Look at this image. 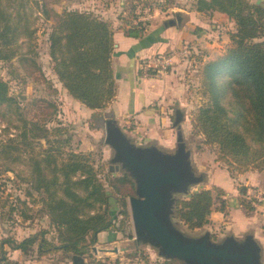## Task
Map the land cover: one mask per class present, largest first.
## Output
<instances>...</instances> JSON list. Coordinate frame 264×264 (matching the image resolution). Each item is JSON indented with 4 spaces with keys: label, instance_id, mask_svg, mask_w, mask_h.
<instances>
[{
    "label": "trees",
    "instance_id": "obj_1",
    "mask_svg": "<svg viewBox=\"0 0 264 264\" xmlns=\"http://www.w3.org/2000/svg\"><path fill=\"white\" fill-rule=\"evenodd\" d=\"M10 3L18 4L16 11L0 9V59L3 60L17 53L20 46L14 42L18 38L30 41L29 38L35 34L30 0H0V8H6ZM196 4L199 11L226 13L234 21L235 30L230 32V45L225 53L206 65L213 97L211 103L197 113L192 132L203 136L205 143L217 144L219 159L231 170L262 171L264 5L250 0H197ZM135 10L134 6L131 12ZM43 12L49 15L46 9ZM54 15L56 25L49 34V42L53 70L58 80L75 100L87 108L97 110L106 107L116 95L112 67L115 42L111 22L91 11L77 9L55 12ZM132 22L133 19H124L125 32L138 37L145 26L141 21L137 24ZM223 77L227 81L221 87ZM13 100L7 81L0 77V105L12 106ZM43 136L49 146L43 149L41 156L38 154V159L33 158L36 183H32L37 190L50 195L48 200L45 198V210L53 232L43 229L22 239L14 236L2 238L0 264H19L8 259L4 250L6 245L26 255L32 254L36 248L37 256L62 250L83 257L96 243L99 232L109 229L123 231L115 223L119 214L123 218L131 216L126 199L129 194L125 189L134 188L135 182L128 173L123 172L114 180L108 179L115 194H120V203H114L113 195L99 177L90 154L65 153L61 146L63 139H50L46 132ZM13 146L16 142L12 139L1 143L0 153ZM59 157L61 159L57 160ZM221 193L219 187L202 189L194 191L187 199L177 200V218L190 229L203 227L214 210L226 211L228 202L222 199ZM166 260L187 264L175 258ZM96 264L104 263L99 261Z\"/></svg>",
    "mask_w": 264,
    "mask_h": 264
},
{
    "label": "rangeland",
    "instance_id": "obj_2",
    "mask_svg": "<svg viewBox=\"0 0 264 264\" xmlns=\"http://www.w3.org/2000/svg\"><path fill=\"white\" fill-rule=\"evenodd\" d=\"M45 1L30 0V6L34 13V17L31 19L35 29L34 36L29 38L30 41L22 37L18 38L14 42V45L20 46L17 53L6 60L0 59V77L7 81L9 95L14 98L12 106L0 105V144L9 139L16 142V146L7 147L0 153V240L8 236L23 238L43 229L53 232L45 210V198L47 197L48 200L50 195L44 190H37L32 183V181L36 183V175L33 173V169H35L33 158L38 159V154L41 156L43 149L49 146L43 136L45 132L50 139L64 140L61 146L66 151L65 153L90 154L99 177L108 192L113 195L114 203H120L118 200L120 194H115L116 192L110 186L108 179L114 180L125 171L121 162L115 160V149L106 142L108 120L112 121L111 128L121 129L138 148L156 147L165 157L174 155L178 151V135L183 136L186 149L190 152L188 161L191 171L195 176L201 177V180L191 184L187 192H172L174 204L169 221L177 232L192 239L209 234L210 241L215 243H221L230 236L239 242L248 235L254 237L251 230L233 231L229 223L230 219L226 214L219 221V225L212 229L205 225L197 230L190 229L177 218L175 213L177 200L187 199L194 191L219 187L222 191V199H226L228 202L226 209L230 205L233 207L236 201L238 208L242 209V214L255 216L253 219L256 222L259 221V226L262 229L260 231L264 234V170H262L263 173L260 171V180H254V183L248 181L249 179L243 177L246 171L231 170L224 161L219 159L217 144L205 143L203 136L194 132L191 134L189 131L193 129L192 123L199 110L212 101L213 94L208 84L206 65L209 61L217 59L218 56L225 53L230 45L227 41L229 33L235 30L234 21L228 15L216 16L215 11H206L207 13L203 14L206 26L199 30H203L204 39L195 45L196 47L189 46L187 50H191L184 57L179 55L175 58L187 61V64L181 67L180 83L184 89L183 94L180 99L169 105L172 119L169 127L173 130V137L176 138V141L169 147L168 144L167 146L161 145L157 143L156 139L147 138L148 135H146V140L139 144L129 133L136 127L134 119H131L124 127L122 123L115 121L104 111L95 110L92 112L75 100L65 88L57 86L49 42V34L52 27L56 25L54 13L77 9L91 11L98 15L99 13L94 9L99 8L96 2L99 0H92V2L86 0ZM196 1L129 0L125 5H121L120 1V15L123 14L122 8L127 7L128 13L125 16L122 15L124 19H133L139 23V15L145 16L144 10H146V19L143 21L149 25L153 23L162 25L164 19L177 22V16L174 11L163 15L161 10L175 9L177 12L194 10L197 9ZM261 3L264 5V0H261ZM134 6L138 12H131ZM17 7V3H10L6 8L0 9L14 12ZM43 9H46L49 15H44ZM154 9L157 10L156 13ZM178 17L182 22L183 16L178 15ZM187 44L184 43L185 46ZM182 50L179 48L177 51ZM225 81H227L225 77L220 80L221 87ZM176 110H180L182 119L174 126ZM233 111L234 108L232 113ZM160 130H165V128L160 126ZM60 159L59 157L57 160ZM56 165L59 167L58 163ZM215 176L218 178L215 179ZM213 183L224 187L212 186ZM125 192L129 194L126 197L129 203L130 197L136 195V185L134 188H126ZM239 202H243V205ZM217 205L221 207L220 203ZM117 209H119L118 205ZM123 219L125 221L121 222ZM115 223L116 227L123 228L119 244L112 243V241L104 242L98 246V249L109 248L112 250L116 247L119 252L115 253L111 250L107 253H103L102 250L94 252L91 250V246L84 255L88 264H96L99 261L104 264H134L139 260L144 264H182L178 261L167 262V257L162 254L159 246L138 241L131 216L123 218L119 214ZM257 243L261 248L260 262L264 264V247L259 241Z\"/></svg>",
    "mask_w": 264,
    "mask_h": 264
},
{
    "label": "crops",
    "instance_id": "obj_3",
    "mask_svg": "<svg viewBox=\"0 0 264 264\" xmlns=\"http://www.w3.org/2000/svg\"><path fill=\"white\" fill-rule=\"evenodd\" d=\"M86 1L92 2V0ZM99 1H96L99 8L94 9V11L98 12V15H101L100 17L110 21L114 28L115 43L112 55V67L116 81V95L106 107L97 109V111L106 112L114 118L115 121L122 123L124 127L131 119H134L136 127L130 130L129 133L135 142L139 144L145 141V136L148 135L147 138L156 139L157 143L163 144L164 146L168 144L170 147L171 144H174L173 142L176 141V138L173 137V130L169 127V124L172 122L170 116L171 108H169V105L180 99L183 94L184 89L181 87L180 83L182 74L181 67L187 64V61H180L177 58L174 68L169 70V72H172L168 75L148 77L143 73L142 59L154 56L158 53L168 54L177 51L179 48L185 49L189 46L193 48V46L199 44L204 39L203 30H199V28L204 29L206 26L203 14L207 12L205 13L198 9L182 10V12H177L175 9L161 10L160 12L163 15H168V13L174 11L177 16V22L173 20L166 21V19H164L165 21L162 25H157V23L149 25L146 21L142 20L141 22H143L145 29L140 36L136 37L128 35L125 32V24L123 23L124 17L122 15L125 16L128 13L127 7L125 9L122 8L123 14L120 15V1L121 5H125L128 4L129 0ZM250 1L253 3H261V0ZM154 11L156 13L157 10L154 9ZM135 12L138 11L135 10ZM215 14L216 16L227 15L220 11H215ZM178 15L183 16V19L181 18L182 22H180V17H178ZM151 16L153 17V15ZM132 24H137V21L133 20ZM227 41L229 44L230 36H228ZM184 43L192 45L187 44L185 46ZM55 76L57 78V75ZM59 85L62 86V83L57 78V86ZM89 110L95 112L93 109ZM160 126H163L165 130H160ZM174 126L176 125L174 124ZM189 131L192 134V129ZM261 172L263 173V171ZM260 174V171L248 170L243 174V177L254 183V180L257 181L261 179ZM217 176H215V179L218 178ZM213 185L224 187L217 183H213L212 186ZM236 203L235 201V205L233 207L230 205L224 212L214 210L210 214L209 222L205 226H209L210 229L217 227L219 221L222 220L226 214L228 219H230L229 223L233 231H253L254 239L259 241L264 247V234L260 231L262 229L259 226V221L256 222V220L253 219L255 218L254 215L246 216L242 214V209H240V207L238 208ZM128 208L130 211L129 203ZM121 232V230L117 229L99 232L97 234V241L92 245L91 250L94 252H101L102 250L103 253H107L111 249H98V246L104 242L111 241L112 243L119 244ZM16 238L22 239L19 237ZM114 249L111 251L115 253L119 252L118 248H116L118 251H114ZM4 250L7 252L8 259L19 264H74L73 258L75 255L62 250L50 252L43 256H37L36 248L32 254L27 255L20 250H11L7 245L4 247ZM82 258L84 259V264H88L84 256Z\"/></svg>",
    "mask_w": 264,
    "mask_h": 264
},
{
    "label": "water",
    "instance_id": "obj_4",
    "mask_svg": "<svg viewBox=\"0 0 264 264\" xmlns=\"http://www.w3.org/2000/svg\"><path fill=\"white\" fill-rule=\"evenodd\" d=\"M181 119L182 114L177 110L174 124ZM111 125L109 120L106 142L115 149V160L121 162L136 185V195L130 197L129 205L138 241L159 246L167 259L175 258L187 264H261V248L252 235L240 242L230 236L215 243L210 241L209 234L192 239L170 225L172 192H187L191 184L201 180L191 171L190 152L181 134L178 151L165 157L156 147L138 148L121 129ZM73 260L74 264H84L80 256L75 255Z\"/></svg>",
    "mask_w": 264,
    "mask_h": 264
},
{
    "label": "built area",
    "instance_id": "obj_5",
    "mask_svg": "<svg viewBox=\"0 0 264 264\" xmlns=\"http://www.w3.org/2000/svg\"><path fill=\"white\" fill-rule=\"evenodd\" d=\"M145 16L139 15L138 20L142 21L146 19L147 11L144 10ZM143 16V17H142ZM189 50L187 48L182 51H174L168 54L158 53L154 56L146 57L142 59V69L145 76H165L170 69H173L176 63V57H184ZM123 264V263H120ZM130 264V263H124ZM133 264V263H132ZM134 264H144L142 261H137Z\"/></svg>",
    "mask_w": 264,
    "mask_h": 264
}]
</instances>
